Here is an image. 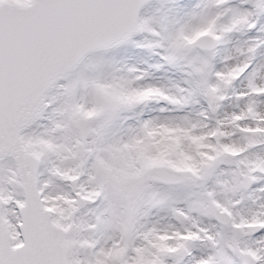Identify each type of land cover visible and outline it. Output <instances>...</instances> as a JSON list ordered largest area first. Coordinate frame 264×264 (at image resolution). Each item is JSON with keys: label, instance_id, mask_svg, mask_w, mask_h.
<instances>
[{"label": "snow or ice", "instance_id": "obj_1", "mask_svg": "<svg viewBox=\"0 0 264 264\" xmlns=\"http://www.w3.org/2000/svg\"><path fill=\"white\" fill-rule=\"evenodd\" d=\"M0 264H264V0H0Z\"/></svg>", "mask_w": 264, "mask_h": 264}]
</instances>
